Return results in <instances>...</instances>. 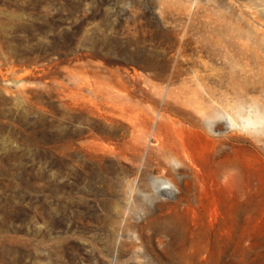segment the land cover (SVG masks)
<instances>
[{
	"label": "rangeland",
	"instance_id": "374dc122",
	"mask_svg": "<svg viewBox=\"0 0 264 264\" xmlns=\"http://www.w3.org/2000/svg\"><path fill=\"white\" fill-rule=\"evenodd\" d=\"M263 113L264 0H0V264H264Z\"/></svg>",
	"mask_w": 264,
	"mask_h": 264
},
{
	"label": "bare ground",
	"instance_id": "6f19581e",
	"mask_svg": "<svg viewBox=\"0 0 264 264\" xmlns=\"http://www.w3.org/2000/svg\"><path fill=\"white\" fill-rule=\"evenodd\" d=\"M168 102L169 101L165 103L166 106H163L161 114H158L159 117L161 118V135L157 134L155 136L154 146L149 151L151 153L161 152L162 154L165 152L166 149H169L171 146V143H173L175 135L169 129L167 125L174 124L177 121L178 122L182 121V122L189 123V124H194L195 122L194 112L190 108L176 103L175 100H173L172 103L169 102L170 104H168ZM228 122L232 126L233 129L227 132L226 134L218 132L217 125H213L210 122H208L205 125V127L203 128V131L207 133L208 135H210L215 141V143H217V145H220V147H222L226 139L239 138V133L242 130H246V131L255 130L257 128L256 127L257 124L260 125L261 129H264L263 128L264 127V113L258 116L257 119L255 120H252L251 118H245L244 120L242 119L237 120V119L232 118L231 116H228ZM144 147H145V142L143 143L141 141V143H138L135 148L138 149L139 151H142ZM103 149L104 151H106L107 153L111 155L120 157L125 160L130 159V157H128L124 152L116 150L114 146L109 145ZM170 162H173V165L171 164L172 167L169 164L161 165V170L169 174V176L163 175L162 177L163 179H165L164 184H167V186H169L170 184L174 186V184L170 180V176L171 174H173L171 173V170H173L176 175H180L184 173L186 169L190 168V164L188 163V159L186 160L185 156L180 153H175L171 155ZM232 164L233 163H227L226 165L232 166ZM165 190H167V188H165ZM153 261L155 264H177V261L174 259L162 260L161 255L160 256L157 255L153 259Z\"/></svg>",
	"mask_w": 264,
	"mask_h": 264
},
{
	"label": "trees",
	"instance_id": "16d2710c",
	"mask_svg": "<svg viewBox=\"0 0 264 264\" xmlns=\"http://www.w3.org/2000/svg\"><path fill=\"white\" fill-rule=\"evenodd\" d=\"M67 48V47H66ZM71 51L69 49H62V51L59 52V56L62 57H66L69 55Z\"/></svg>",
	"mask_w": 264,
	"mask_h": 264
}]
</instances>
